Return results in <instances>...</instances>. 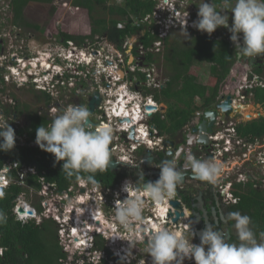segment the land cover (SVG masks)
<instances>
[{
  "label": "clouds",
  "instance_id": "clouds-1",
  "mask_svg": "<svg viewBox=\"0 0 264 264\" xmlns=\"http://www.w3.org/2000/svg\"><path fill=\"white\" fill-rule=\"evenodd\" d=\"M180 1L184 0H153L151 2L153 5L155 3V6L152 7L151 13L143 18L132 19V25L133 22H137L139 25H143V28L138 34L125 37V39H132V49L130 50L131 54L133 53L134 55L135 53L133 50L139 49L140 46L144 49L143 54H145L146 57H148V55H153L156 58L157 55L163 51L165 39L169 38L173 33H175V30L179 29H173V27H171V30H169L167 35L162 39L150 35L149 28H154V12L155 14L159 15V18L162 21L169 15V11L167 9L170 8V3L173 5L176 2L178 4ZM185 1H187L185 4V9H188V5L192 6V3H189L188 0ZM117 2L118 4L121 3L120 0H116V3ZM146 17L151 20L150 25L144 21ZM193 17L192 27L194 28L190 26L185 28L187 36L189 37L188 32L208 33L210 35L215 31H224L228 34L231 48L236 55V63H239L241 57H260L261 55H264V0H222L221 6H219V8H217L213 0H211V3L206 2V0H200L198 10L194 9ZM230 17L232 18L231 27H229ZM159 27L160 25L157 26V29H159ZM146 34L148 38H153L149 48L139 44V40H141ZM96 40H105L108 42L105 36H96L92 41H87L93 43ZM157 40H160L161 42L158 51L154 45ZM85 42L81 46H78L74 45L73 42L68 41L66 43L62 42L59 46L56 45L53 48H46V56L44 57H46L50 67H47L46 69L41 68V70L39 68L30 69L28 68V65H30L28 63L27 68L31 70L32 75H30V82H28L26 85L32 84L33 79H36V82H38L37 84L40 86L45 85L52 90H64L67 87L69 77L72 76L68 69V64H73L78 70H82L87 65L84 58L82 57V55L88 56L89 53L88 49L87 51L84 49L83 45ZM137 42L138 45L135 47ZM122 43L120 44V47L116 48L120 49L122 47ZM14 57L16 58L17 55ZM40 58H42V56ZM80 58L82 59L83 64L80 62L79 65L82 66L77 65V62H79ZM34 59H37L36 63L39 61V58ZM34 59H29V61L33 62ZM129 60L131 61V58H129ZM259 61L261 64H263L264 57L259 58ZM160 62L161 61L157 63H147V59L142 62L140 57L139 67L146 65H157L158 68L162 70ZM15 63L19 62L15 61ZM249 65H251L250 62L247 63V66ZM37 70H40L39 73H34V71ZM128 73V77L131 79L134 75H136L141 80L145 81V75L139 71H135V73ZM120 76L122 77L121 80L125 82L123 72L120 73ZM258 77L264 80V77ZM158 79L161 82V85L165 86V83L167 82L166 78L163 76L160 78L158 77ZM255 88L260 87H254L253 89ZM253 89L250 92L252 95ZM155 90L161 89L158 88ZM38 92L41 93L44 91ZM127 93L129 92L127 91ZM81 94L83 99L82 105H78L76 103L65 107L63 105H59L60 103L58 102L57 104L54 103L56 106L59 105L62 107L60 110L61 114L55 116L49 126L41 125L36 129L35 143L43 151L54 155L57 162H63L62 172L67 178L71 179L75 177L81 182L91 181L93 183V187L98 188L99 183L94 180L93 174L98 172L102 173L109 168V164L112 161L109 146L113 140V129L111 126L103 124L94 127L91 125L92 120L90 121V119L93 116L90 117L91 112L89 110L88 104L85 103L83 97L84 94ZM152 95L155 99L154 94ZM50 97L52 99V96ZM155 101L159 104L156 99ZM253 103L254 104L251 105L253 110L256 111L258 108H262L264 110V104L261 105L256 104L255 102ZM162 106L163 105H160L159 107L160 111ZM162 113V111L160 113H156L151 121L157 114ZM0 114V151L8 152L15 147V131L12 126H10L8 120H6V118L10 116L3 114L1 111ZM151 121L150 123L152 124ZM236 135L239 137L237 132ZM241 139L244 140L243 142L248 144H253V142L256 140L255 139L253 141L246 138ZM145 151L144 153L143 151H139L141 153L140 157L143 159ZM245 152L246 150L243 148L236 149L234 152V159L228 164H226V162L222 163L218 160H200L192 155H189L186 158L185 166L186 169H190L192 173L201 181L215 183L220 174H224L225 170L228 169V173L232 174L234 179H237L239 175L244 176L245 178V181H240L239 183L234 184V187L240 183H249V181L251 184H253L255 181L250 180V178H253V176H251V172H253V170H256L257 172V170H259L260 173L258 176L264 178V170L259 160L256 158L254 160H250L244 157ZM224 164H226V167L228 168H226ZM232 164H236V167L230 168ZM157 167L160 169V175L155 182L145 181L140 183V181H143L144 178L143 175H139L136 182L126 180L122 186L121 190L127 193V198L122 202H119L118 206L115 208V214H113L112 217L115 215V220L118 222V224L129 233L135 230L136 225L142 224L144 222V213L146 209V201L143 199L144 197H147L156 205H164L169 203L176 196L177 187L183 181L184 171L178 169L177 161L175 159L164 160ZM82 173L89 175H87L85 178L81 175ZM248 174L250 177L246 179ZM258 176L256 175V177ZM129 178L134 179L132 177ZM7 181V184H3L0 181V189L8 188L9 184L13 180L11 178H7ZM44 182V184H49L45 180ZM118 185L120 186L121 182ZM101 187L103 186L101 185ZM262 188L263 186L261 189ZM39 193L40 190H32V194L39 198L38 204L40 205V202L44 200L48 201L49 196L43 197L40 196ZM2 195L3 193H0V196ZM23 196L27 197V195H22V197ZM22 197L17 198V200ZM104 197L106 202L99 203L97 208L94 207L93 215L96 214L98 209H101L103 215L102 219H106L107 222H110V217L106 215L105 209L113 208V195H107ZM16 202L15 207L13 208V214L16 217V221L21 223L34 221L36 224H38L43 220H53L58 227V235L61 245L62 238L60 237V225L53 216L44 218L43 215H41L42 210L39 211L37 206L31 207L33 210L32 214L29 215L27 213H23L21 215V213L18 211V208L20 207H17V213L25 217L24 221L20 220L17 213L15 212V208L17 206ZM71 204L72 201H69V206H71ZM62 211L63 208H59L58 215L61 218L64 217L66 221L63 225L65 227V232L63 235L65 238L63 239H65L66 245L70 247L69 249L72 248V251H66L64 246L61 245L63 252L67 254L66 261H68V264H90L87 261L88 255H86V253L89 252L92 255L94 249L97 247L99 248V245H97L98 241H100V244H103L102 248H105L106 250L108 246L116 250L123 245L128 249L132 247L124 237H119L117 243H111L104 237L99 236L91 230V232H89L87 235H90L91 238L93 237L92 239H87L86 234L83 237L82 230H79L81 225L78 223V225L75 227L76 222L63 214ZM96 217H98L99 223H93L100 225V221L102 219L100 220L99 216ZM38 218H40V221L37 220ZM227 219L233 220L235 222L234 227L237 233L239 244L227 242L223 233L221 231L214 230L211 226H206L200 233L201 242L198 245L192 242L196 235V233L192 230L190 233L184 234L181 231L170 230L169 228L162 226L158 227L157 230L151 236H149L147 241L148 254L152 258V264H184L186 259L194 260L195 264H264V232L260 233V239L258 240L252 228L251 217L248 215H242L239 211L229 213ZM5 220V214L0 212V222ZM73 228H75V232L72 234L71 230ZM105 229H107L109 232L107 235H111L112 229L106 227ZM80 234L81 236H79ZM189 235L191 238H189ZM83 238L85 239L83 240ZM78 240H83V243L75 245ZM106 242L108 243V246H105ZM79 250H81L83 253L78 254ZM122 253H125V250L119 251V255ZM111 257L112 259H120L113 254H111ZM66 261L62 262V264H67ZM101 261H106L108 264L107 260L105 259H102Z\"/></svg>",
  "mask_w": 264,
  "mask_h": 264
},
{
  "label": "built area",
  "instance_id": "built-area-1",
  "mask_svg": "<svg viewBox=\"0 0 264 264\" xmlns=\"http://www.w3.org/2000/svg\"><path fill=\"white\" fill-rule=\"evenodd\" d=\"M183 3L184 1H180L177 4L179 7L170 3V9H167L169 11V15L162 21L159 18V15L154 12V28H149L150 35L162 39L167 35V32L171 30V27H173V29H185L188 26L192 27L194 8L191 5H188V9H185L186 6H184ZM12 13V0H0V25H2L6 19H8V22H12ZM144 21L150 25L151 20L148 19V17H146ZM231 24L232 18L230 17L229 27H231ZM158 25H160L159 29H157ZM133 26H139V23L133 22ZM117 27L123 29L124 24H118ZM9 31L10 33L14 32V28L9 30L0 29V40L5 41V35H8L7 33ZM16 33L19 32L17 31ZM5 43L6 42H4V47L2 49L0 48V53L8 46H5ZM154 45L158 51L161 45L160 40H157ZM83 46L85 51L88 49L89 52L88 56L82 55L87 65L82 70H78L73 64H68V69L72 76L69 77V81L65 89H82V93L85 94L86 85H90V92L86 93L87 98L83 96L86 104H88L89 95H92L95 92L99 93L101 102L91 118L93 121V127L101 124L112 127L113 140L109 146L111 159L115 158L113 160L119 163V167L121 169H131L129 171H134L142 166L143 163V158L138 157L137 153L139 151H143L144 153L145 150L158 152L157 147L159 146L156 145H158L161 141V137L158 135L157 129L150 123L153 116L156 113L161 112L159 108L160 105L155 101L150 92L152 89H158L161 87V82L158 79L156 68L154 65L139 67L140 58L134 60L133 53L131 54L130 52L132 49L131 38H126L120 49L105 40H96L93 43L86 40ZM138 51L139 54L137 56L141 57L144 53L143 48L140 46ZM14 56H16L15 53L7 59L5 55H0V69L3 70L4 67H7L6 72L8 73L1 75L4 82L3 87L5 89L3 93L0 92V110L3 106H5L6 97L4 98V96L8 92L6 88L11 85H16V87L22 88L31 80V70L27 68V64L22 65L24 59H18ZM129 58H131V61ZM7 60L8 62L4 63V61ZM14 60L19 63H15ZM36 61L37 59H34L33 62L29 61V64L34 66ZM80 62H83L81 58L79 59V62H77V65H79ZM135 71H139L144 74L145 81L141 80L136 75H134L132 79L128 77V72L135 73ZM121 72H123L125 82L121 80ZM230 79L234 81L232 82L233 88L237 87L236 89L238 93L243 91L245 92V94L241 96L240 100L232 99L233 110H236L239 106H244L243 104L245 103L243 100H246L247 97L253 96L250 92L254 87L264 88V80L262 78L256 75L249 76L246 71L244 72L243 69H238L236 65L232 70H230V76L226 81L230 82ZM36 81V79H33L32 84L30 85L34 86V88L36 87L35 89L37 91H44L46 94L56 98H59L62 94V91L52 90L45 85L40 86ZM79 83L81 84L79 85ZM0 89L3 88L0 86ZM127 91L129 93H127ZM148 106H151L152 109L148 110ZM61 109L62 107L55 105V107L48 111V116L55 117L61 114ZM223 119V117L219 118L217 124L220 125V121ZM236 126L237 123L230 120L225 131H219L215 135L209 134L210 142L213 144L212 147L214 157L216 160L222 163L226 162V164H228L234 159L235 150L243 148L246 150L244 157L250 160H254L256 158L259 160L264 170V137L256 139L253 144H248L243 142L244 140L241 138L237 137ZM132 131L134 133V139L130 138ZM15 168L16 164H6L3 167V172H10ZM31 172L34 173L33 170H31ZM25 173L26 171L19 175L18 181L21 184L24 181ZM224 173H226L229 178L233 176L228 173L227 170ZM244 179V176L239 175L237 179H233V184L230 183L228 186H233L240 181L243 182L245 181ZM126 180L136 182L135 179L125 178L121 181V185L119 187L109 189L101 187L100 184L97 188L93 187V184H89L87 181H77L67 188L66 191L59 192L55 185L44 184L45 182L43 177H39L38 181L41 184L39 195L43 197L49 196L48 201L44 200L40 202V207L42 208L41 215H43L44 218H49L50 216L54 217L60 225L61 238H64L63 235L65 227L63 225L66 221L64 217L61 218L58 215L59 208H63L62 213L76 222L75 227L78 223L81 225L79 230H82L83 237L86 234L87 239H92L93 237L91 238L90 235L87 234L94 231L96 234L104 237L111 243H117L119 237H124L125 240L132 246L128 249L123 245L117 250L108 246V251L105 248L101 249L97 247L94 249L92 255L89 252L86 253V255H88L87 261L91 264H99L102 259L107 260L108 264H152V258L148 254L147 249L149 236H151L157 228L161 226L169 228L170 230L181 231L184 234L190 233L191 227L188 217H186L185 214V217L181 218L174 224L172 223V218L174 216H169V211L171 210V212H174L175 210L169 205V203L160 206L154 204L147 197H144L143 199L146 201L144 222L136 225L135 230L129 233L124 230L112 217L113 214H115V208L118 206L119 202H122L127 198V193L121 190ZM0 181L3 184L8 183L7 178L3 176L0 178ZM88 187H92V189ZM81 190L83 192H81ZM107 195H113V208L105 209L106 215L110 217V222H107L106 219H102L103 216H99L100 220L102 219L100 225L89 223L88 220H85L82 216L86 214L88 219H98V217L93 215L94 207L92 206H98L99 203L106 202L104 196ZM226 195L228 198L227 200L232 201L233 203L235 202V200L232 199V189H230ZM175 197L172 201H179L178 198L176 199ZM69 201H72L71 206H69ZM19 206L20 202L15 208L16 213L17 207ZM52 212L56 214L54 215ZM161 212L164 213L162 216L160 215ZM17 215L20 220H25L24 216H21L18 213ZM80 217L81 220H79ZM104 226L109 229L111 228L113 233L111 235H107V229H105ZM73 232H75V228L71 230L72 234ZM79 236H81V234ZM84 239L85 238H83V240ZM83 240H78L75 245L83 243ZM64 248L66 251H69L70 247L65 245ZM121 250H125V253L119 255V251ZM81 253L83 252L79 250L78 254ZM111 254L119 257L120 259H112ZM184 264H195V261L186 259Z\"/></svg>",
  "mask_w": 264,
  "mask_h": 264
},
{
  "label": "trees",
  "instance_id": "trees-1",
  "mask_svg": "<svg viewBox=\"0 0 264 264\" xmlns=\"http://www.w3.org/2000/svg\"><path fill=\"white\" fill-rule=\"evenodd\" d=\"M111 1L114 0H71V13H79L80 8L86 10L94 28L89 35L85 36L58 32L61 42L70 41L81 46L86 40L92 41L96 36H105L108 42L120 47L125 37L138 34L143 25L133 26L132 19L143 18L151 13L152 0H120L119 4L118 2L110 4ZM213 1L218 8L221 6L222 0ZM52 2L53 0H12L14 24L21 26L19 23L23 20L27 7L46 6ZM122 23L125 27L118 28L117 25ZM24 26L39 29L38 25L32 26L25 23ZM179 35L181 34L174 33L165 39L164 49L156 58L153 55L147 57V63L162 62L163 75L167 80L164 88L154 94L158 102L167 104L165 113L157 114L151 121L161 134L166 130L167 121H169V132L173 133L174 130L187 125L193 113L201 109L202 106H195V100L197 97L204 99L208 87L197 81L196 77L200 71L196 66L197 62L210 65L209 71L212 76L210 83L217 89L219 81L223 78L226 80L233 62L236 61L230 43L225 40H212L198 35L184 42ZM152 40L153 38H148L146 34L141 39V44L149 48ZM1 75L0 69V86L3 88L0 92L3 93L5 88ZM258 76L262 77L261 74ZM252 93L254 102L263 105L264 89L255 88ZM37 98L47 108L51 106V97L45 92H41ZM6 115L12 116L9 112ZM53 119L44 110L34 111L32 114L28 112L25 120L27 125L23 123L21 128L12 127L15 131V147L8 152L0 151V175L6 164H16V168L6 175L13 181L8 188L0 189V193H3L0 196V212L6 216V220L0 222V264H62L67 259V254L63 252L60 245L58 227L53 220H43L38 224L34 221L21 223L16 221L13 214L17 198L21 195L29 196L32 190L41 189L38 182L39 176L43 177L47 183L55 185L59 192L66 191L78 181L75 177L67 178L62 172L63 162H57L54 155L43 151L35 143L36 129L41 125L49 126ZM236 132L241 138L253 141L261 139L264 137V119L259 118L239 124ZM27 170L30 171L25 174L23 183H19V174ZM81 175L86 178L89 174ZM93 175L94 180L105 188H115L123 179L129 177L137 180L134 171L123 169L108 168L102 173ZM235 188L249 190L247 189L246 195L236 193L240 197V202L230 209L232 212L239 211L242 215L251 217L253 231L259 240L260 233L264 232V190H254L251 185H237ZM37 209L42 210L39 204ZM97 245L102 248L103 244L98 241ZM99 264L107 263L101 261Z\"/></svg>",
  "mask_w": 264,
  "mask_h": 264
},
{
  "label": "flooded vegetation",
  "instance_id": "flooded-vegetation-1",
  "mask_svg": "<svg viewBox=\"0 0 264 264\" xmlns=\"http://www.w3.org/2000/svg\"><path fill=\"white\" fill-rule=\"evenodd\" d=\"M153 1V0H152ZM185 1V0H184ZM189 3H192V7H194V9L198 10L199 4H200V0H188ZM206 2L211 3V0H206ZM214 2V1H213ZM155 6V3L154 5ZM160 6V5H159ZM218 8V7H217ZM19 33H16V40H21L22 41V33L23 29L22 28H18ZM185 29H179V30H175V33H179L181 35H179V38H181L182 41H187L188 39H193V37H196L198 35H203L207 38H210L212 40H225L227 42L230 43V40L228 39V34L225 33L224 31H215L212 34H208V33H194V32H188L189 37L186 35H184L185 33ZM25 34V32L23 33V35ZM174 34V33H173ZM231 35V34H230ZM34 35L29 34L28 38L32 37ZM24 39V38H23ZM28 39H26L25 42V46H28ZM232 42V41H231ZM24 43V42H23ZM139 44H141V40H139ZM138 42L136 43L135 47H137ZM234 45V44H233ZM4 47V41L0 40V48L2 49ZM39 46L37 45V48ZM29 48V46H28ZM34 48V47H33ZM29 50V49H28ZM3 51V50H2ZM15 54L16 53H20L23 55L22 51H18L17 49L15 50ZM134 60L138 59L140 57H138L137 55L139 54L138 49H134ZM144 51V49H143ZM236 51V48H235ZM239 57V56H238ZM259 57V56H257ZM24 60H27L28 58H23ZM142 62L144 60L147 59V57L145 56V54H142L141 56ZM240 60V59H238ZM237 60V61H238ZM251 60L254 61V64H251L249 66H247L248 62H251ZM256 58L255 57H241V60L239 61V63H236V66L238 69H243L244 72H247V75L251 76V75H256L258 76V74H261L262 77H264V65L260 63H255ZM199 63V62H197ZM201 64V63H199ZM205 65L207 67H205ZM203 68H208L210 69V65L209 64H203L202 65ZM200 71L202 70L199 67ZM233 69V67L231 68V70ZM200 71L198 72V74L200 73ZM160 72H163L164 70H161ZM210 74V71H209ZM158 76V75H157ZM164 76V75H163ZM230 76V71L229 74L226 76V80L228 79V77ZM197 81L200 80L199 76L196 77ZM212 76L210 75L209 79H206L205 77L202 79L203 82H201L202 84L206 85L208 87L205 95H204V99H202L201 97H197L196 98V107H201L200 110H197L193 113V115L190 117L189 122L187 125H184L183 127H181L178 130H174L173 133L169 132V121L166 122V130L163 132V134L160 133V131L158 130V128L156 127L157 131H158V135L161 137V141L159 142L157 147V155L153 158V161L148 162V163H142V166H140L139 168H137L135 170L137 179L139 175H143L144 180L140 181L144 182L145 180L149 179L150 180H156L158 179V172L160 171L159 167H157L159 164H161L164 160H172L175 159L177 161V167L178 169L184 171V178L183 181L178 185L177 187V192H176V199L178 198V200L181 201V204L183 206V209L186 211V217H188V221L190 225H195V228L191 227L190 229L196 233L195 238L193 239V243H196L197 245L200 244V238L197 235V231L198 232H202L203 229L206 226H211L214 230H218L221 231L226 239L227 242L229 243H235V244H239L238 238H237V233L234 227V221L227 219V216L229 213L232 212V210L230 209L232 206H235L237 203L240 202V197L239 195H236V193H241L243 195H246L248 193L247 189L244 190H237L235 187H233L232 185H229L230 183L233 182L234 177L231 176L229 178V176H227L226 173L224 174H220V176L217 178L215 183H210L207 181H201L200 179H198L190 169H186L185 166V161L186 158L189 155H192L194 157H196L197 159L200 160H216V158L214 157V151H213V144L210 142L209 146H203L201 144L198 143L199 140V135L203 134V129H206V131H210L211 135L212 134H216L219 131H225L227 124L229 123L230 120L234 121L237 123V125L239 124H244L247 123V121H245L243 119V117L245 116L246 118H248L246 116V112L241 113L239 112L237 109V112L230 111V112H220V110L217 108V104L221 103L222 101L225 100V98L227 97V95H231V99H241V96H243L245 94V92H237V87L233 88V83L234 82L232 79H230L228 81L225 80V78H223L222 80L219 81L218 83V88L215 89L213 88V86H211V80ZM24 88V87H22ZM164 86L161 85L160 89H163ZM21 89V88H18ZM90 85H86L85 90L86 93L90 92ZM160 90H155L152 89L150 92L151 94H155L158 93ZM38 93L40 95V92H35ZM84 94V97L87 98V94ZM6 97V98H5ZM5 98V106L2 107V109L0 110L3 114H7V112H9L12 116L7 117L6 120H8L10 126L12 127H16V128H21L24 125H27V121H25L27 119V115L28 112L30 114L34 113V111H30L28 105L20 102L19 99H17L15 96L11 95L10 92H7V94L4 96ZM38 99V98H37ZM208 101V102H207ZM244 103L248 102V99L243 100ZM38 102L41 103V100L38 99ZM207 103V105H206ZM57 104V102L55 103ZM164 104L159 102V105ZM241 105V104H240ZM245 106V104H243ZM231 106H232V102H231ZM244 106H239L240 107H244ZM167 107V104H166ZM246 107V106H245ZM9 110V111H7ZM248 110V108L246 109ZM215 112V116H214V122H213V127L211 129L208 128V124L210 123L211 120V116H209V118L204 117L202 114L205 112ZM165 113V112H163ZM162 113V114H163ZM236 113V114H235ZM48 114V112H47ZM94 114V113H93ZM93 114H91L90 117L93 116ZM235 114V115H234ZM252 116H254V114L252 113ZM224 118L222 121H220V125L217 124L218 119L219 118ZM51 118H55V117H51ZM23 119V120H20ZM206 121L205 125H202V122ZM253 121V120H251ZM93 122V121H92ZM209 138V137H208ZM170 142L172 143V145L170 144ZM141 153H137V156L140 157ZM113 160V159H112ZM114 161V160H113ZM116 162V161H115ZM118 163V162H116ZM233 167V164L231 165L230 168ZM119 169V168H118ZM117 169V170H118ZM251 170V169H249ZM226 172V170H225ZM253 172L255 173V175L258 176V174L260 173L259 170H253ZM147 177V178H146ZM149 177V178H148ZM250 177V175L248 174L246 176V179H248ZM258 181H255V183H253V185L250 183H240L238 185H251L252 189H257V190H264V178L258 176ZM137 181V180H136ZM233 184V183H232ZM119 185H116V187H118ZM263 186V188L261 189V187ZM229 187V188H227ZM232 189L233 190V200H235V202L233 203L232 201L227 200V195L226 193H228V191ZM249 190V189H248ZM164 213L161 212V216ZM115 219V215L113 217ZM94 220L97 219H93L91 220V223L94 222ZM110 238V237H109ZM189 238H191L189 236ZM108 246V243L106 242V245Z\"/></svg>",
  "mask_w": 264,
  "mask_h": 264
},
{
  "label": "rangeland",
  "instance_id": "rangeland-1",
  "mask_svg": "<svg viewBox=\"0 0 264 264\" xmlns=\"http://www.w3.org/2000/svg\"><path fill=\"white\" fill-rule=\"evenodd\" d=\"M113 3H116V0L110 2V4H113ZM186 3L187 1H184L183 5L185 6ZM174 4L176 7H179L177 5V2ZM71 11H72L71 10V0H53L52 4L50 5H46V6L33 5V6L27 7L24 12L23 20L20 23L18 22L21 26L14 24L13 17H12V22H8V19H6L4 23L0 25V29L9 30L11 28H14V32L10 33L9 31L7 33L8 35H5V39H6L4 41L6 42L5 46L7 45L8 46L5 47L3 51H1L0 55H5V57L9 59L8 57H10L13 53H15L16 49L18 51H22L23 55L20 53H16V55L18 58H22V59L26 57L28 58L27 60H24L22 64L24 65V63L26 64L29 63V59H34V58L40 59L41 56L42 57L46 56L45 55L46 48H49V47L53 48L56 45L59 46L62 42L60 40V37L58 36V32L68 33L74 36L89 35L92 28H94V26L91 25L89 16L86 10L80 8L79 13H71ZM102 14L103 13H99V15H102ZM105 17L107 18L108 16H105ZM95 18H99V17L95 16ZM25 23L30 24L32 26L38 25L39 29H34L32 27H26L24 26ZM18 28L23 29V32L21 33L24 39L22 38V41L15 40L16 32L17 31L19 32ZM24 32L25 34L23 35ZM29 34L34 35V36L28 38ZM26 39L29 40L27 41L29 48L28 46H25ZM37 45L39 46L38 48H37ZM74 45L76 44L74 43ZM7 62L8 60L4 61V63H7ZM196 64H197L196 66L202 69L200 73L198 74L200 78L198 82L199 83L203 82L202 79L204 77L206 79H209L210 78L209 69L203 68L202 64H199V63H196ZM160 65L162 66L161 62H160ZM155 67H156V72H157L158 77L159 78L163 77L162 72H160L161 69L158 68L157 65H155ZM205 67L207 66L205 65ZM39 69L41 70V68ZM40 70L34 71V73H39ZM6 71H7V67H4L2 70V74L3 75L8 74ZM80 84L81 83H79V85ZM35 88L34 86L26 85L24 86V88L18 89L16 85H11L10 87L6 89L8 90V92L11 93V95L19 99L20 102L28 105L30 111H39V112L41 110L50 111L51 108L55 107L54 103L56 102L60 103L59 105H63L65 107H68L69 105L76 104V103L78 105L83 104V99H82V94H81L82 89H75V90L64 89L62 90V94L60 95L59 98L52 96L53 100L51 99V102H52L51 106L47 108L43 102L42 103L38 102L37 95L39 94L35 93L37 92ZM248 102H252V101H248ZM251 104H254V103L252 102ZM161 105H163L166 108L165 109L166 111L167 110L166 104H161ZM245 108L246 109L248 108V110H246L248 111L246 113V116L248 118H246L245 116L243 117L245 121L250 122L251 120H255L259 118L264 119V110L262 108H258L255 111V110H252V106H246V107L244 106L241 109H245ZM252 113L254 114V116H252ZM20 120H23V119H20ZM112 159H115V158H112ZM224 165L226 167V164ZM235 167H236V164H233L232 168H235ZM119 169L121 168L119 167ZM129 170L131 169H127V171ZM88 188L92 189V187H88ZM23 202H25V204L30 207H33V206L36 207L39 203V198H37L34 194L31 193L29 196L27 197L23 196L20 199V205ZM92 207L97 208V206H92ZM53 214L55 215L56 213H53ZM95 215L103 216L101 209H98ZM37 220L40 221V218H38ZM61 245L62 246L66 245L65 239L63 238L61 239ZM69 251H72V248L69 249ZM66 263L68 264V261H66Z\"/></svg>",
  "mask_w": 264,
  "mask_h": 264
},
{
  "label": "water",
  "instance_id": "water-1",
  "mask_svg": "<svg viewBox=\"0 0 264 264\" xmlns=\"http://www.w3.org/2000/svg\"><path fill=\"white\" fill-rule=\"evenodd\" d=\"M262 57H264V55H261L260 57H255L256 58V61H257L256 63H259L260 62L259 61V58H262ZM141 61H142V59H141ZM250 64H254V61L251 60ZM100 102H101V98H100L99 93H97V92L93 93L92 95H90L88 97V107H89V110H90L91 114H93L96 111V109L99 106ZM231 102H232L231 95H227V97L225 98L224 101H222L221 103H218L217 104V108L220 110V112L221 111L222 112H230V111L237 112L236 110H233V107L231 106ZM147 109L150 110V109H152V107L151 106H148ZM165 109L166 108L164 106L161 107V111L162 112H164ZM202 115L204 117H206V118H209V116H211L210 123L208 124V128L211 129L213 127L215 112L210 113V112L207 111V112L203 113ZM90 121H91V119H90ZM205 123H206V121H203L202 122V125H205ZM91 125L93 126L92 121H91ZM202 132H203V134L202 135H199L198 143L201 144V145H203V146H206V145L209 146L210 139L208 137H209V134L211 132L210 131L209 132L206 131V129H203ZM130 138L131 139H134V133H133V131L131 132ZM170 144L172 145L171 142H170ZM156 155H157L156 152H153V151H150V150H146L145 151V154H144V159H143L144 160V163H148V162L153 161V158ZM118 168H119V164L112 160L110 162V164H109V169L110 170H117ZM251 174H252L251 176H253V178H250V180L258 181V178L256 177V175L253 172H251ZM159 175H160V171L158 172V176ZM156 180H152V179L150 180V178H149V179H147L145 181L146 182L147 181L155 182ZM87 182L89 184H93L91 181H87ZM81 192H83V191L81 190ZM169 205L175 210L174 212H171V210L169 211V216H171V217L174 216L172 218V223L175 224L181 218L185 217V213L186 212L183 209V206H182L180 200L179 201H170L169 202ZM18 211L23 213V211H25V210L23 208H18ZM28 212H29V214L31 213V211H28ZM190 226L192 228L193 227L195 228V225L194 224L193 225H190ZM200 233L201 232H198L197 231V235H198L199 238H200Z\"/></svg>",
  "mask_w": 264,
  "mask_h": 264
},
{
  "label": "bare ground",
  "instance_id": "bare-ground-1",
  "mask_svg": "<svg viewBox=\"0 0 264 264\" xmlns=\"http://www.w3.org/2000/svg\"><path fill=\"white\" fill-rule=\"evenodd\" d=\"M24 65H26V63L24 64ZM47 67H50L49 66V63H48V61L46 60V57H42V58H40L39 59V61L35 64V66H30V65H28V68H30V69H33V68H43V69H46ZM242 107H238V111L239 112H241V113H243L244 114V112H246V108L245 109H241ZM247 113V112H246ZM31 169V168H30ZM29 172V170H27L26 171V173H28ZM9 172H3V170H2V172H1V175H0V177H5V178H8L6 175L8 174ZM25 173V174H26ZM21 174V173H20ZM19 174V175H20ZM19 177V176H18ZM31 194V193H30ZM20 197H22V195L20 196ZM21 199V198H20ZM20 199H18L17 200V203H16V205L20 202ZM161 206V205H160ZM20 208H23L25 211H23V213H27V214H29V212L28 211H31L32 209H31V207H29L28 205H26L25 204V202H23L20 206H19ZM29 209V210H28ZM19 213H21V215L23 214L22 212H19ZM33 213V210L31 211V213L30 214H32ZM29 214V215H30ZM95 216V215H94ZM82 217H84L85 218V220H88V222L89 223H91V220H93L94 218H92V219H88L87 218V214L86 215H83ZM80 220H81V217H80ZM94 222H96V223H99V219H97V220H94ZM101 222V221H100ZM97 225V224H96ZM106 233H109L108 232V230H106ZM113 232H111V234H112ZM78 239V238H77ZM82 245H84V244H82Z\"/></svg>",
  "mask_w": 264,
  "mask_h": 264
},
{
  "label": "crops",
  "instance_id": "crops-1",
  "mask_svg": "<svg viewBox=\"0 0 264 264\" xmlns=\"http://www.w3.org/2000/svg\"><path fill=\"white\" fill-rule=\"evenodd\" d=\"M138 38V37H137ZM139 39V38H138ZM235 54V53H234ZM234 57L236 58V55H234ZM196 65V64H195ZM235 65H236V61L235 62H233V65L231 66V68L233 67H235ZM247 99H248V101H252V102H254V100H253V97L251 96V97H247ZM252 102H245V106H251L252 104ZM252 110H253V108H252ZM190 236V235H189Z\"/></svg>",
  "mask_w": 264,
  "mask_h": 264
}]
</instances>
